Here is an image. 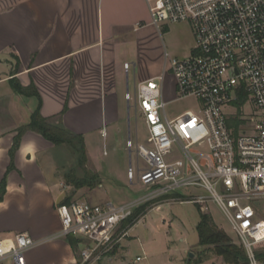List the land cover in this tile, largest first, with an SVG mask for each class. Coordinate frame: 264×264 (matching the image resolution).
Listing matches in <instances>:
<instances>
[{"label":"built area","instance_id":"2783aa9c","mask_svg":"<svg viewBox=\"0 0 264 264\" xmlns=\"http://www.w3.org/2000/svg\"><path fill=\"white\" fill-rule=\"evenodd\" d=\"M146 1L159 31L161 24L189 22L196 40L190 58L166 54L159 77L139 83L134 95L125 94L148 132L147 145L126 143L136 156L127 177L132 185L152 189L120 206L59 205L61 229L53 238L80 239L78 264H102L121 247L129 230L122 224L139 206L165 197L177 202V190L195 188L207 196L179 203L215 204L249 264H264V0ZM124 69L128 73L130 64ZM167 76L178 100H197L196 112L168 118ZM36 244L28 234L1 239L0 264H28L26 253Z\"/></svg>","mask_w":264,"mask_h":264},{"label":"crops","instance_id":"0c3cea01","mask_svg":"<svg viewBox=\"0 0 264 264\" xmlns=\"http://www.w3.org/2000/svg\"><path fill=\"white\" fill-rule=\"evenodd\" d=\"M158 31L146 0H0V183L7 175L6 194L0 202V240L13 233L34 238L36 246L26 253L28 264H78L81 246L75 253L66 239L53 238L61 229L52 195L58 182L46 178L38 157L54 145L36 132H26L15 155V169L8 172L18 130L29 124L39 106L37 97L14 92L12 78L25 87H36L44 118H60L66 130L82 135L86 142L98 133L107 141L108 129L123 120L120 108L130 91V73L124 69L127 48L135 49L138 59L134 92L139 83L164 71L163 55L157 56L152 44ZM186 52L182 55L187 56ZM23 110L26 118L19 120ZM135 140L139 143L137 130ZM133 155L129 152L130 162H135ZM28 188L37 194H28ZM135 200L125 198L122 205ZM42 203L57 218L56 228L47 226L48 214L33 219L42 221L40 227L16 225L29 221L32 204ZM164 203L150 210H159ZM141 219L129 228L127 237ZM127 248L121 244L102 264H125L115 259Z\"/></svg>","mask_w":264,"mask_h":264},{"label":"rangeland","instance_id":"374dc122","mask_svg":"<svg viewBox=\"0 0 264 264\" xmlns=\"http://www.w3.org/2000/svg\"><path fill=\"white\" fill-rule=\"evenodd\" d=\"M157 36L158 38L152 44L157 49L156 55L162 54L164 60L166 54L171 59L176 60H185L193 55L196 40L189 22L169 25L161 24ZM127 49L128 55L124 61L130 64V93L134 95L133 71L135 69L134 63L138 59L135 56V49L132 51L131 46ZM184 50H187V56L182 55ZM167 77L165 101L167 102L166 114L168 118L173 119L186 111L196 112L199 106L197 100L194 98L178 100L173 92L174 86L172 81H170V76ZM2 101L0 100V103ZM133 105L134 102L131 101V106ZM120 110H122L124 116L123 120L113 128L114 130L111 127L108 129L109 137L107 141H105L106 139L101 133L94 134L87 142L84 140L88 157L85 170L79 168V154L75 147H68L67 145L54 146L52 150L46 151L38 157L46 178L52 182H58V187L54 189L52 194L57 214V208L60 205L58 195L60 200L73 195L72 201L98 203L100 205L110 202L114 206H120L124 203L125 198L137 199L151 191L152 188L144 187L141 184L135 183L131 185L127 177L130 159L126 142L130 136L136 141L137 130L138 142L147 145V127L143 117L141 115L136 117L134 107L130 109L126 100L121 104ZM246 111L248 115H251L252 110L250 108H247ZM240 115L241 112H239ZM25 118L26 114L24 113L18 119L25 120ZM12 120L16 122V119ZM75 145L79 150L80 144L76 142ZM133 161H136L135 155H133ZM140 162L143 165L142 161ZM73 171H76L80 177L84 176L85 172H94L100 177L101 185L96 190L85 188L75 192L73 188L67 186L64 179L66 174ZM27 193L30 195L37 194L34 188L32 190L28 188ZM175 195L177 202L170 201L166 203V198L149 202L146 212L160 203H165L161 206V209L150 210L144 218L141 217L143 219L140 218V223L129 233V237L122 240V245L128 248L119 252L115 262L124 261L125 264H226L211 251V248L200 245L197 232V225L201 219L200 208L202 206L206 208V211L204 210L202 213L210 215L215 224L224 230L235 244L240 245L239 237L232 230L221 210L211 202L201 205L179 203V201H187L194 196H207L206 192L200 189L183 188L177 190ZM99 197H101L100 201ZM46 201L47 199H45V205ZM41 205L44 204H40L39 207L32 204L29 221L16 222V225L40 227L42 221L33 219L43 217V215L46 218L48 214L47 226L56 228L57 218L52 216L51 211L47 210L46 212L45 209L47 208L44 209V206ZM14 236L15 233L8 237L14 238ZM61 239L65 240V238ZM138 257L143 258L141 262H136Z\"/></svg>","mask_w":264,"mask_h":264},{"label":"trees","instance_id":"16d2710c","mask_svg":"<svg viewBox=\"0 0 264 264\" xmlns=\"http://www.w3.org/2000/svg\"><path fill=\"white\" fill-rule=\"evenodd\" d=\"M11 85L14 92L20 96L37 97L39 99V106L31 117L28 125L21 127L14 139L13 147L10 150L9 156L11 160L8 172L14 170V160L16 152L18 151L22 138L28 131H33L40 134L44 139L51 142L54 146L67 145L68 147H75L79 154V168L85 170L88 163L87 153L84 146V138L82 135H77L66 130L60 121V118L46 119L41 113V97L34 85L23 86L16 78H12ZM80 144L79 150L75 143ZM67 186L74 190L88 188L93 190L101 185L100 177L96 173L85 172L84 176L80 177L76 171L70 172L64 176ZM7 189V175L0 183V202L3 201ZM167 198V197H165ZM73 200V195L65 197L60 205H69ZM148 204H145L135 210L134 214L122 224V229L131 228L136 222L146 213ZM201 213V219L197 225V232L199 235V243L201 246L211 248L215 255L220 257L226 264H249V260L244 248L237 245L228 236L224 230L220 229L208 214ZM73 251L76 253L79 250L81 240L68 236L65 238Z\"/></svg>","mask_w":264,"mask_h":264}]
</instances>
